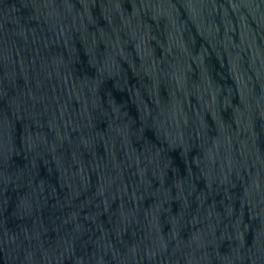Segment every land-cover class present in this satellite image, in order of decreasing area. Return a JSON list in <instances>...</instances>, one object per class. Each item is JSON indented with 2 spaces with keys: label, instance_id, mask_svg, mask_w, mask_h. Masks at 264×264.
<instances>
[{
  "label": "water",
  "instance_id": "obj_1",
  "mask_svg": "<svg viewBox=\"0 0 264 264\" xmlns=\"http://www.w3.org/2000/svg\"><path fill=\"white\" fill-rule=\"evenodd\" d=\"M0 264H264V0H0Z\"/></svg>",
  "mask_w": 264,
  "mask_h": 264
}]
</instances>
